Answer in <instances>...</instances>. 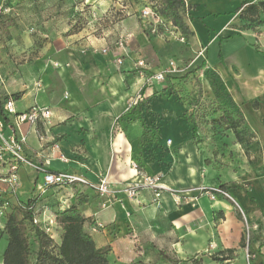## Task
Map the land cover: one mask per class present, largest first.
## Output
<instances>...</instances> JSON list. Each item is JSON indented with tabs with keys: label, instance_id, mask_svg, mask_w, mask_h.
I'll return each instance as SVG.
<instances>
[{
	"label": "crops",
	"instance_id": "obj_1",
	"mask_svg": "<svg viewBox=\"0 0 264 264\" xmlns=\"http://www.w3.org/2000/svg\"><path fill=\"white\" fill-rule=\"evenodd\" d=\"M242 1L186 0V21L194 32L187 38L178 29L172 35L154 32L140 11L125 13L127 7L113 0H104L97 10L101 17L112 8L108 15L111 21L103 33L87 27L42 46L24 36L27 40L21 48L27 61L20 70L6 73L0 101L14 96L18 112L38 103L52 108L54 114L50 124L44 120L36 125L23 123L17 130L18 135L27 134V156L46 169L70 170L92 181L105 175L116 187L134 180L133 161L150 174L164 173V184L173 189L203 183L224 185L246 218L259 224L251 249L255 263L264 264V169L256 175L250 165L246 166L248 173L244 168L228 171V167L218 169L206 163L205 154L193 141L186 104L175 93L176 82L188 69L169 73L170 83L150 80L172 59L178 65L190 59L197 68L205 54L217 79L215 84H203V100H221L222 92H228L244 112L247 125L264 139V54L241 27L236 9ZM87 3L97 6L96 0ZM122 36L127 51L115 44ZM193 75L185 90L196 95L199 86L192 83ZM256 99L260 100L258 107L254 106ZM134 100L139 102L131 107ZM2 106L0 118L9 126L14 117L6 115ZM141 117L148 125L146 132ZM62 154L67 162L61 160ZM19 177L15 192L0 181V197L8 201L6 215L38 195L43 173L21 165ZM158 200L153 190L144 189L137 199L119 194L109 206L102 207V198L92 189L51 186L36 197L35 213L50 233L57 223L53 210L78 204L86 218L85 229L98 247L109 249L111 264H170L169 259L189 260L226 249H235V257L223 261L240 264L244 260L245 219L232 200L202 196L187 203L169 191Z\"/></svg>",
	"mask_w": 264,
	"mask_h": 264
},
{
	"label": "rangeland",
	"instance_id": "obj_2",
	"mask_svg": "<svg viewBox=\"0 0 264 264\" xmlns=\"http://www.w3.org/2000/svg\"><path fill=\"white\" fill-rule=\"evenodd\" d=\"M113 1L120 2L126 6L125 13H131L133 11L141 12L147 5L158 6L157 1L153 2L151 0ZM102 4H104V0H96L97 6L95 8L89 5L87 0H7L5 2L0 0V87L6 83L7 72H11L14 69L20 70L21 64L27 61V58L23 57L24 51L21 48L25 40H27L24 36H31L36 46H42L45 42L52 41L57 36L64 37L87 27L94 29L98 33H103V29L111 21L108 19V15L110 11L112 12V8L99 17L100 15L98 14L100 13L97 10L101 9L100 6ZM241 27L245 31L247 30L246 32L248 33H246V36L251 38V43L264 54V11L261 12L259 21L251 22L241 19ZM19 52L22 54H19ZM205 58L206 56L204 54L202 64L200 63L197 68L193 66V63H189L190 59L185 60L182 65H178L179 70L188 69L186 74L179 77L181 83L177 82L178 88L185 89L187 79L191 73H194L191 77L192 82L199 86V90L202 89L205 82L210 81V83H216L217 76L215 77L209 73V68L206 67L208 63ZM189 68L195 69L190 71ZM199 70H201V73L199 72L198 75L195 74ZM177 72L179 73V71ZM2 77L4 78V82ZM223 77H226V74L223 73ZM227 77L226 80H228ZM169 78L170 76L162 81L170 83ZM222 94L224 96L222 101L226 100L227 104L233 100L231 94L228 92H222ZM8 98L10 97L0 101L1 104L4 105ZM11 98H14V96H11ZM260 100H263V98ZM260 100L256 99L255 107L259 106ZM215 101V103L201 101L203 103L198 105L196 112L199 129L195 138H193L194 143L205 154L206 161L209 160L210 164L216 168L228 167V171H231L232 168L235 170L244 168L245 171L250 173L246 169V166L250 165L253 166L254 173L258 175L261 167L264 169V139L260 138L258 133L252 129L253 133L246 135L250 139L249 142H238L233 130L221 125L218 120L222 114L221 111L216 114L214 113V110L218 106L217 102L220 100ZM145 107L148 108L147 106ZM57 211L53 210L56 214V219ZM241 215L244 218L242 213ZM7 219L8 215H6L5 221L0 220V264L3 263L4 252L8 244V234L5 229ZM59 226L57 221V223H54L50 233L46 230L51 236L53 235L57 245L58 234L56 230L60 231ZM30 243L32 245L31 259L35 262L36 256L34 251H36V239L34 238V234H30ZM213 255L201 257V264H228L226 261L213 259ZM170 264L173 263L170 262ZM240 264H247L246 259H242Z\"/></svg>",
	"mask_w": 264,
	"mask_h": 264
},
{
	"label": "trees",
	"instance_id": "obj_3",
	"mask_svg": "<svg viewBox=\"0 0 264 264\" xmlns=\"http://www.w3.org/2000/svg\"><path fill=\"white\" fill-rule=\"evenodd\" d=\"M151 1L158 2V6L155 5L158 12L172 21L177 29L182 32L183 37L187 38L194 34L186 21V16L188 15L186 0ZM262 11H264V0H244L236 9V13H239L241 19L251 22L259 21ZM189 18L193 19L192 16H189ZM219 55L220 57L223 56L222 51H220ZM208 71L216 77L215 71L210 69ZM180 81L178 82L181 83ZM175 93L186 104V117L192 125L193 138H195L199 129L196 109H198L199 104L203 103L201 101H204L202 89L196 95H191L186 93L184 88H178L177 85ZM222 98L217 102V109L214 110L215 114L219 111L222 113L220 118H218L221 125L232 129L238 142H249L250 139L246 135L253 132L251 127L247 125L244 112L236 107L233 100L227 104V101H222ZM214 101L211 100L209 102L215 103L216 101ZM0 105H2L1 102ZM141 120L144 131H148V125L143 117H141ZM145 134H143V138ZM206 163L210 164V161L207 160ZM35 205L36 197L33 196L21 204L19 208L13 209L8 215L5 224L8 244L2 264H111L108 257L109 249L98 247L93 236L85 229L86 218L78 204L72 203L68 207L57 211V221L61 227V241L58 245L55 243L54 238L36 221ZM30 234H34L36 239L35 262L31 259L32 245L30 243ZM245 245L243 238L241 246L245 247ZM234 252L235 249L220 251L217 255H213V259H233L235 257ZM161 256H163L162 253ZM169 261L173 264H201V257L194 256L189 260L182 261L169 259ZM260 264L263 263L260 262Z\"/></svg>",
	"mask_w": 264,
	"mask_h": 264
},
{
	"label": "built area",
	"instance_id": "obj_4",
	"mask_svg": "<svg viewBox=\"0 0 264 264\" xmlns=\"http://www.w3.org/2000/svg\"><path fill=\"white\" fill-rule=\"evenodd\" d=\"M7 0H2L5 2ZM141 18L144 23L152 28L156 33H169L175 34L177 27L172 21L162 16L155 5H147L141 11ZM116 46L127 51V42L125 37H119L115 42ZM106 49L104 50V52ZM203 51H200L201 54ZM122 63V60H119ZM208 68V66H207ZM179 71L178 64L174 59L169 62V66L163 71L150 77L152 81H162L169 73H175ZM139 100H134L130 106H134ZM3 110L6 115L14 117V121L11 125H7L4 117L0 118V181L9 184L12 192H15L20 184L19 169L21 165H28L35 170L43 173V180L38 184V195L51 186L70 187L80 185L94 190L102 198V207H107L116 199L119 194H124L130 198L137 199L140 193L144 189H151L154 191L157 201L164 191H169L176 196L180 201L195 202L200 197L205 196L211 200H217L219 197H224L232 200L245 219L244 240L247 264H256L254 258V252L251 249L252 240L254 239V231L259 228V224H252L246 218L244 211L232 195L231 191L224 185H208L200 184L194 187L184 189H173L166 186L163 182L164 173L150 174L147 172L137 161L132 162V167L135 170L134 180L125 183L121 186H113L108 177L101 175L96 181L88 179L85 175L75 173L70 170L64 171H52L44 168L38 163L31 160L26 152L25 145L27 143V134H17V130L20 129L21 124L30 123L32 125L38 124L39 121L44 120L47 123H51L53 119V110L48 106H43L38 103L32 105L30 108L23 112H18L15 106L14 98H8L4 105ZM9 132H8V130ZM169 142H171L169 140ZM61 160L67 162L68 158L64 154L61 155ZM37 194L34 197L38 196ZM179 201V202H180ZM8 201H2L0 197V220L5 221L6 214L4 209L7 207ZM69 206V204H66ZM65 204L62 209L68 207ZM64 207V208H63ZM36 221L37 218H36ZM264 240V238L262 239ZM211 247L213 245L211 244Z\"/></svg>",
	"mask_w": 264,
	"mask_h": 264
}]
</instances>
